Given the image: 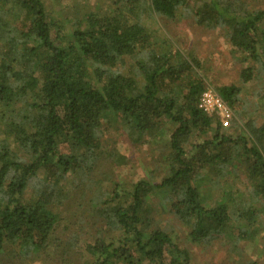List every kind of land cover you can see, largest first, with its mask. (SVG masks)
Masks as SVG:
<instances>
[{
    "label": "trees",
    "instance_id": "1",
    "mask_svg": "<svg viewBox=\"0 0 264 264\" xmlns=\"http://www.w3.org/2000/svg\"><path fill=\"white\" fill-rule=\"evenodd\" d=\"M87 1L72 2L60 21L44 0H0V253L6 244L28 253L56 246L62 214L82 212L73 233L86 241L84 252H67L73 234L56 246L59 264H193L151 213L158 194L191 245H212L238 224L237 240L264 241V125L246 137L235 119L222 127L199 110L208 89L199 64L145 25L173 20L194 2V23L224 31L240 62L252 63L239 74L245 84L264 78V8L245 0H109L100 12L97 0L98 9ZM214 91L239 118L241 88ZM105 120L135 140H155L169 125L167 168L116 181ZM230 162L243 164L245 183L223 168ZM204 174L218 180L213 204L199 190Z\"/></svg>",
    "mask_w": 264,
    "mask_h": 264
},
{
    "label": "rangeland",
    "instance_id": "2",
    "mask_svg": "<svg viewBox=\"0 0 264 264\" xmlns=\"http://www.w3.org/2000/svg\"><path fill=\"white\" fill-rule=\"evenodd\" d=\"M109 0H97L100 6V12H104ZM250 9L264 8V0H245ZM72 2L83 3V0H44V3L54 20L64 21L68 17V7ZM88 7L98 9L94 0H88ZM75 4V3H73ZM196 6L194 2L189 6V10L182 12L180 16L173 20L157 18L145 22L148 30L160 38L166 37L172 48L179 49L183 55L193 57L199 64V71L203 72V76L208 84V89L214 90L219 86L235 85L241 88L239 95V103L236 108L241 110V116L235 117L231 112L229 125L235 119L241 127V133L246 137L251 135L254 129L264 125V78L252 80L243 84L239 78L242 69L252 67L251 62L241 63L239 54L231 49L230 45L225 41L221 29H204L197 26L193 21V12ZM65 24V23H63ZM67 26L64 25L65 28ZM102 128L107 132L111 146L115 154V163L120 167H115L112 176L118 182L129 184L138 179L146 178L153 171L159 174L163 168H167V163L163 160L167 149L164 146L168 133L171 130L169 125L164 126L160 132L163 136L157 139L150 137L135 140V137L130 138L117 120L103 122ZM230 131H228L229 133ZM237 161V160H236ZM235 161V162H236ZM234 162V163H235ZM229 173L230 170H236L239 174L238 181L245 183V175L242 173L243 164L235 165L233 162L223 166ZM158 171V173H157ZM205 176V177H204ZM199 178V190L206 197V203L215 201L213 196H217L215 188L218 187V180L208 174H204ZM224 183V182H223ZM238 183V182H237ZM239 186V184H238ZM242 187V185H241ZM164 196L158 194L153 196L149 201L151 213L159 222V226L167 231L171 237L187 247L191 253L193 264H264V241L255 239L254 241H239L237 240L238 225H233L231 228H226V233L219 239L215 240L212 245L199 247L194 244L185 242V230L179 227V224L173 219L172 214L168 211L164 203ZM77 216H84L82 212L74 214V216L62 214L63 221L55 237L57 251L64 246V241L70 242L79 227L76 222ZM90 218V216H89ZM88 218V219H89ZM71 219L69 231L62 234L63 227L67 225V220ZM79 220V219H78ZM77 224V225H76ZM85 225V224H84ZM83 225V226H84ZM82 226V227H83ZM74 234V235H73ZM261 234L263 232L261 231ZM76 240L71 241L67 252H75L80 250L83 254L84 244L86 241L80 236L75 235ZM84 243L82 244V242ZM56 246L48 245L45 251L35 253L19 243L6 244L0 253V264H59L61 262L59 256L56 257Z\"/></svg>",
    "mask_w": 264,
    "mask_h": 264
},
{
    "label": "built area",
    "instance_id": "3",
    "mask_svg": "<svg viewBox=\"0 0 264 264\" xmlns=\"http://www.w3.org/2000/svg\"><path fill=\"white\" fill-rule=\"evenodd\" d=\"M197 108L206 115L216 117L222 127L229 126L231 111L214 90L206 89L200 95Z\"/></svg>",
    "mask_w": 264,
    "mask_h": 264
}]
</instances>
